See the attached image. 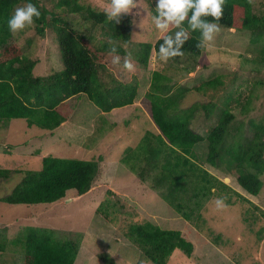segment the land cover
<instances>
[{"label":"trees","instance_id":"1","mask_svg":"<svg viewBox=\"0 0 264 264\" xmlns=\"http://www.w3.org/2000/svg\"><path fill=\"white\" fill-rule=\"evenodd\" d=\"M27 2L0 0V123L23 118L29 126L53 130L70 115L67 100L79 94L86 95L103 112L134 102L137 83L116 79L106 70L103 59L105 51L125 53L122 45L130 42L132 36L133 21L129 13L121 12L116 21L108 19L106 10L81 0H55L57 9L47 7L41 0H31L41 12L38 19L34 18V30L41 37L45 36L46 28L55 33L63 65L60 71L38 75L34 74V67L39 58L25 52L8 28V19L15 9ZM222 10V17L216 21L218 25L249 31V48L259 53L257 62H264V7L254 9L253 0H224ZM151 12L156 15L155 7ZM72 13H79L83 20L98 26L114 43L96 42L93 35L71 28L62 16ZM205 19L214 20L211 16ZM183 23L187 27V20ZM169 34L175 38L174 33L166 32L154 43H138L136 60L140 67L147 66L152 49L159 54L160 46L165 43L163 37ZM203 49L199 30L190 31L188 40L182 45L184 54L169 60L177 61L185 55L197 56ZM224 77V74L215 75L194 88L198 91L204 88L225 91L237 75L235 73L228 84ZM168 80L169 77L160 71H152L144 99L146 112L156 131L145 130L135 146L124 150L120 163L130 172L134 171L142 181L149 178V188L186 220L192 219L201 199L212 193L217 192L227 203L232 201V195L245 199L239 191L210 173L203 163L235 174L238 184L249 194L256 195L263 185L264 119L249 118L246 124L252 128V135L246 136L242 129L244 122L234 123L236 115L230 107V93L222 101L218 97L181 108L179 97L184 89L171 91V86L166 83ZM250 100L247 97L242 101L243 110H248ZM198 110H202L204 119L218 113L215 125L205 135L191 126ZM202 142L206 143V151L199 154L196 146ZM100 160V156L98 159H83L44 155L40 168L14 169V173L20 172L22 176L8 193L0 196V201L28 205L57 201L69 190L84 194L91 189L99 173ZM10 173V169L0 168V179L8 178ZM107 192L115 196L114 191L108 189ZM105 202L95 210L109 219L108 210L114 208L119 199ZM5 229L0 227V251H4L8 244L20 247L22 264H76L78 239L56 238L51 229L33 225L23 226L9 239ZM125 237L154 264H167L176 249L189 255L194 247L178 229L162 228L149 220L130 223ZM100 258L113 264L111 256L106 253Z\"/></svg>","mask_w":264,"mask_h":264},{"label":"rangeland","instance_id":"2","mask_svg":"<svg viewBox=\"0 0 264 264\" xmlns=\"http://www.w3.org/2000/svg\"><path fill=\"white\" fill-rule=\"evenodd\" d=\"M81 1L104 10L110 5L106 0ZM41 2L57 9L55 0ZM253 3L254 9L264 7V0H253ZM155 6L156 0H140V3L138 0L137 6L126 12L133 23L130 42L122 45L125 53L105 51L103 55L106 70L116 79L137 83V95L132 104L103 112L86 95L79 94L67 100L70 115L53 130L29 126L23 118L0 123V168L11 170L8 178L0 179V196L8 193L21 178L22 173H14V169L40 168L44 155L83 159L102 157L99 173L91 189L84 194L69 190L57 201L28 205L0 201V227L6 228L9 239L26 225L51 229L56 238L78 239L76 264H107L100 258L103 253L111 256L113 264H154L125 237L130 223L149 220L162 228L178 229L194 245L189 255L174 250L167 264H264V175L260 191L252 195L238 184L235 174L203 163L210 173L239 191L245 199L232 195L230 203L223 198V204L218 205L216 200L221 196L212 193L201 199L192 219L186 220L149 188V178L142 181L119 161L124 150L135 146L145 130L156 131L146 112L144 99L154 70L169 77L166 83L171 86V91L184 89L179 97L181 108L218 97L222 101L230 93V107L236 115L234 123L244 122L243 134L252 135V128L246 124L249 118L264 119V62H257L259 53L250 50V32L247 30L219 25L220 30L213 41L205 42L199 55H185L177 61L168 59L165 62L152 49L147 66H139L136 60L138 43H154L166 33L158 30L152 19L151 10ZM62 17L71 28L93 35L96 42L114 43L98 26L83 20L79 13L63 14ZM176 30L170 26L167 32ZM45 33V36H39L31 25L14 34L25 52L39 58L34 67V74L38 75L63 69L55 33L50 28H46ZM117 56L119 60L114 62ZM125 61L131 63V69L125 67ZM235 73L236 80L229 83ZM218 74H224L225 83H229L225 91L194 88ZM247 97L251 99L250 104L248 110H243L241 103ZM217 118L215 112L209 119H204L202 110H198L191 126L205 135ZM196 150L199 154L204 153L206 143L198 144ZM108 189L114 191L115 196L108 193ZM115 198L119 203L108 210L109 219L96 212L101 202ZM0 264H22L21 248L8 244L0 251Z\"/></svg>","mask_w":264,"mask_h":264},{"label":"clouds","instance_id":"3","mask_svg":"<svg viewBox=\"0 0 264 264\" xmlns=\"http://www.w3.org/2000/svg\"><path fill=\"white\" fill-rule=\"evenodd\" d=\"M137 2L138 0H111L106 9L108 19L118 21L120 13L129 12L137 6ZM223 4L224 0H156V15L152 17L156 28L161 32H167L170 26L178 29L174 32V39L172 34L163 37L165 43L159 49L160 59L166 62L171 57L182 56L184 54L182 45L188 40L190 31L199 30L202 44L213 41L215 33L220 30L216 21L223 15ZM40 16L39 8L28 0L25 6L15 9L14 14L8 19V28L15 34L33 25L34 18L38 19ZM208 16L214 20L205 19ZM185 20L187 27L183 23ZM118 60V56L114 58V62ZM125 67L131 69L132 65L125 61ZM216 203L223 204V198H217Z\"/></svg>","mask_w":264,"mask_h":264}]
</instances>
